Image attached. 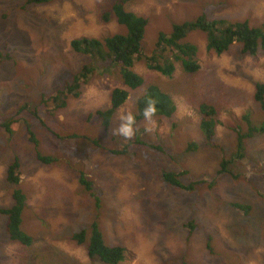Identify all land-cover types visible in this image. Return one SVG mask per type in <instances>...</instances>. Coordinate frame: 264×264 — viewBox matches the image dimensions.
I'll return each instance as SVG.
<instances>
[{
    "label": "rangeland",
    "instance_id": "rangeland-1",
    "mask_svg": "<svg viewBox=\"0 0 264 264\" xmlns=\"http://www.w3.org/2000/svg\"><path fill=\"white\" fill-rule=\"evenodd\" d=\"M25 1L0 0V52L11 56L0 61V123L10 121L0 124V209L12 203L15 186L5 174L16 157V187L26 196L22 228L32 239L29 246L12 241L0 211V264H36V255L47 262L99 264L71 239L96 217L105 242L126 249L118 264H264V132L244 139L245 156L218 172L236 150L237 126L246 131L243 117L250 113L257 120L260 114L252 93L255 82H264V46L249 55L235 42L216 54L206 49L205 34L194 31L186 39L198 46V71L186 73L175 62L166 76L148 68L144 57L135 58L132 69L143 78L139 87L123 84L116 67L96 71L79 97L54 110L40 100L42 93L51 94L88 59L70 41L124 27L102 17L114 0ZM127 8L148 20L146 56L158 49L160 31L201 13L264 29V0H132ZM150 83L171 95L174 114L153 118V131L138 137L146 144L112 135L119 114L136 112V100ZM115 86L127 89L128 97L108 128L95 115L87 119L109 105ZM202 102L220 113L211 143L199 128L196 108ZM145 127L144 119L136 123L140 131ZM37 152L56 160L43 163ZM80 171L93 181L98 204L78 181ZM183 171L179 178L189 188L165 180V172Z\"/></svg>",
    "mask_w": 264,
    "mask_h": 264
},
{
    "label": "trees",
    "instance_id": "trees-1",
    "mask_svg": "<svg viewBox=\"0 0 264 264\" xmlns=\"http://www.w3.org/2000/svg\"><path fill=\"white\" fill-rule=\"evenodd\" d=\"M48 1L50 0H26L25 3H44ZM130 1L132 0H114L110 8L102 14L105 20H109L111 17L114 18L118 24L124 27L123 32L106 35L102 38L82 36L73 38L70 41L72 50L86 55L87 61L77 71L68 73L63 83L54 88L51 94L43 92L40 100L45 103L50 102L54 110L66 107L70 97L80 96L82 85L87 83L91 75L96 71L113 72L111 67L118 68L119 73L117 72V74L123 84L129 89H135L143 84V78L132 69L135 58L139 57L145 58L148 68L166 76L172 75L175 62L181 64L184 72L194 73L199 69V64L196 60L198 46L195 43L188 42L186 39L194 31H201L205 34L206 49L216 54L225 52L235 42L241 44L240 50L242 54L249 55H255L259 46H264V29L262 27L251 26L247 20L229 21L224 18H209L206 14L201 13L195 18L172 23L171 30L168 33L160 31L155 41L158 49L154 50L149 56H146L143 52L142 41L148 20L127 8ZM5 58L10 59L11 56L9 54L3 55L0 52V61ZM127 97V89L120 86L111 88L109 92V105L103 109L89 112L87 119L95 115L98 121L105 128H108L115 112ZM148 98L156 101L157 114L155 117L164 116L169 118L174 114L176 104L171 95L162 90L159 85L150 83L136 100V112H134L136 123L144 119L143 109ZM252 98L258 104L260 114L257 120H253L250 113L243 117L245 119L246 131H239V126H237L236 150L226 161H221L218 172H225L226 166L234 164L235 158L242 159L245 156L244 139L253 136L256 132H264V82L257 81L254 83ZM196 109L200 115L199 128L206 140L210 142L219 123V110L207 102L198 104ZM1 123L3 126H10V121ZM28 133L33 140V132L29 128ZM146 133L145 130H138L130 143L141 142L140 144H146V141L143 143V140H140L142 137L138 138L139 136H144ZM157 147L161 149L160 146ZM189 147H191L190 149H195V143H191ZM125 151L126 148L121 153ZM36 157L39 161L47 164L53 163L56 160L55 157L44 155L40 152H37ZM19 171L20 162L15 157L8 164L5 174L7 182L15 186L11 194L12 203L7 208L0 209V211L6 215L5 229L9 238L19 244L29 246L31 245L32 238L22 228L26 196L20 187H16L20 181ZM184 172H180L179 174L165 172L164 177L170 184L186 189L190 186L183 184L179 178ZM78 181L84 184V189L95 198L98 204L99 201L97 200L93 181L83 171L79 172ZM201 183H203L202 179L200 180ZM208 186L210 185L208 184ZM233 205L237 209H247V206L239 203H233ZM187 226L192 228V222L190 221ZM71 239L84 248L90 262L118 264L124 259L125 247L122 245H108L105 242L97 217L90 222L88 229L82 228L79 231L73 232ZM36 257V264H62L56 261L47 262L44 257L38 255ZM182 264L187 263L182 262Z\"/></svg>",
    "mask_w": 264,
    "mask_h": 264
},
{
    "label": "clouds",
    "instance_id": "clouds-1",
    "mask_svg": "<svg viewBox=\"0 0 264 264\" xmlns=\"http://www.w3.org/2000/svg\"><path fill=\"white\" fill-rule=\"evenodd\" d=\"M157 114L156 101L152 98H148L143 109V117L146 121V132L153 131V125L155 124L154 117ZM119 123L111 129V134L120 136L126 141L132 140L138 129L136 128V116L130 111L119 114Z\"/></svg>",
    "mask_w": 264,
    "mask_h": 264
}]
</instances>
